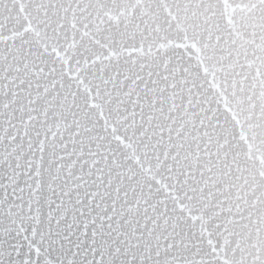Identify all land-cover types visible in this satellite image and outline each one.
Segmentation results:
<instances>
[{
  "label": "snow or ice",
  "instance_id": "obj_1",
  "mask_svg": "<svg viewBox=\"0 0 264 264\" xmlns=\"http://www.w3.org/2000/svg\"><path fill=\"white\" fill-rule=\"evenodd\" d=\"M0 264H264V0H0Z\"/></svg>",
  "mask_w": 264,
  "mask_h": 264
}]
</instances>
